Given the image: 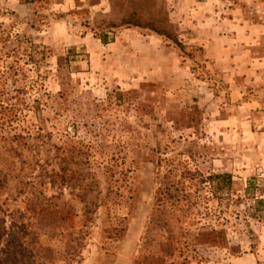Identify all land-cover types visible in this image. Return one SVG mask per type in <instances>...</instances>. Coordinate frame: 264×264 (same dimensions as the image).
I'll return each instance as SVG.
<instances>
[{
	"label": "rangeland",
	"instance_id": "374dc122",
	"mask_svg": "<svg viewBox=\"0 0 264 264\" xmlns=\"http://www.w3.org/2000/svg\"><path fill=\"white\" fill-rule=\"evenodd\" d=\"M152 9L182 48L103 44L127 0H0V264H264V0Z\"/></svg>",
	"mask_w": 264,
	"mask_h": 264
},
{
	"label": "trees",
	"instance_id": "16d2710c",
	"mask_svg": "<svg viewBox=\"0 0 264 264\" xmlns=\"http://www.w3.org/2000/svg\"><path fill=\"white\" fill-rule=\"evenodd\" d=\"M32 1V0H30ZM155 0H127V10L125 14L121 17L118 24L109 23L106 26V30H101L99 32V39L103 44L111 43L113 42V35L114 32L111 30H115L120 27H138L142 29H147L151 32H154L155 34L164 37L168 41L173 42L178 48H182V45H180L179 41L177 40L176 35L171 30V26L169 23V20L161 14V12L154 11L152 8L154 6ZM153 10V11H152ZM112 37H109V36ZM19 93V89H14L12 93L6 94L3 90H0V120H2L7 115H15V112L20 109L21 105L18 101L17 94ZM122 97L121 94H119V98ZM16 99V103H10V100ZM9 102V103H8ZM35 103L38 104V101L35 100ZM7 112V113H5ZM41 121H43V118H40ZM4 125V123L1 124V126ZM61 171H63V168H61ZM65 175H61L64 179ZM75 172L72 173V175L69 177V179L77 178ZM202 183L207 182L209 185V188L211 190V196L215 199H218L220 201L224 200L225 197H227L230 193L231 186H232V177L228 173H221V174H214L211 173L206 177H203ZM252 188L251 182L248 183L245 193H248L250 189ZM159 194L157 196V201L162 202L163 201V195L164 190H158ZM260 192L264 194V182H262L260 187ZM185 200L190 202V200L185 196ZM186 202V204L188 203ZM256 205H263L264 200L262 199H256ZM187 206V205H185ZM124 229L122 227H110L105 230L106 232V238L110 240H116L119 239L121 234L123 233ZM213 234V232L211 233ZM208 235V237H204V235L198 234L195 238L196 241H203L205 243L210 242L213 243L215 240L212 238V236ZM203 236V237H202ZM204 238V239H203Z\"/></svg>",
	"mask_w": 264,
	"mask_h": 264
}]
</instances>
